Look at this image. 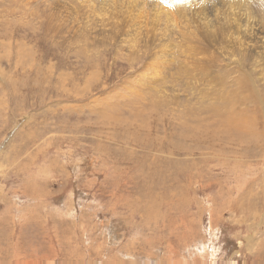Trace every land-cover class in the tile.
<instances>
[{
	"label": "rangeland",
	"instance_id": "1",
	"mask_svg": "<svg viewBox=\"0 0 264 264\" xmlns=\"http://www.w3.org/2000/svg\"><path fill=\"white\" fill-rule=\"evenodd\" d=\"M122 1L81 10L70 3L86 0H0V54L30 43L34 55L31 67L0 59V264H264V10L258 0L198 1L191 11L215 19L209 40L220 39L200 44L212 46L205 62L186 71L199 79L179 75L181 42L171 39L165 98L139 77L159 44L154 22ZM132 19L148 26L135 56L122 43ZM48 22L66 31L48 39ZM68 28L86 52L99 50L98 72L82 73L70 46L81 35ZM253 47L263 58L247 57ZM91 72L97 114L57 78L82 88ZM178 94L179 113L169 106Z\"/></svg>",
	"mask_w": 264,
	"mask_h": 264
},
{
	"label": "bare ground",
	"instance_id": "2",
	"mask_svg": "<svg viewBox=\"0 0 264 264\" xmlns=\"http://www.w3.org/2000/svg\"><path fill=\"white\" fill-rule=\"evenodd\" d=\"M90 1H92V0H86V3H70V6H71L70 8L84 10L87 7V5H88V3ZM112 1L113 0H111V1L110 0H105V1L103 0V2H105L107 5H110V2H112ZM162 1H166V2L169 1L171 3V7H169V10L167 8H164V7L160 6V4L158 2H156L155 0H124L122 2L126 3L129 7L131 6L132 10L134 12L138 11V13H143L144 14V19L148 23V24L146 23L148 26L150 24L153 25V22H154V25H153L154 27L152 28V36H153L154 42H159V44H158V46H152L153 50H150L151 54H150V56H148V57H151V59H152V62L151 63L149 62L150 68L146 69V71L145 70H143V71L141 70L142 72L140 73L139 77L142 78V82L145 81V80H148V79L149 80H153L150 83H152L154 86H157L158 88H160L161 90H159V91H161V93H163V96L165 98H169L170 95L168 93H166V91L163 89V86H170V85L166 84V83H164L162 81H163V79H166L167 76L170 74L171 70L169 69V67L175 62L176 55L178 54V52H176L174 50L175 46L171 45V42H174L176 40L178 42H181L180 43V46H181V50H180V52H181L180 53L181 60H180V62H181V64L179 65V68H180L179 75H183L184 77H188L190 75L194 79H199V74H192L191 75V74H189V72H186V71L197 70L198 69V65L201 66L205 62L204 60H205V55H206V52H207L206 49H209L212 46L210 45V47H209L207 44H205V46L202 45L200 47V44L201 43H205V41H207V42L209 41L210 42L209 44H211L212 42L216 41V39H217L216 37L213 38V40L214 39L215 40L214 41L212 40V42L209 40V37H212V35L214 33H213V31H209L208 28L213 25V27L215 28L214 31H217V26H216V23H214V22H216V20L215 19H209L210 17L208 18L209 15L207 13H204L203 14L204 17H202V16L197 14L198 11H194V10L191 11V9H196L200 5L201 1H209L210 2V1H213V0H162ZM191 1H194V4L192 6L189 5V3ZM198 1H200L199 4H197ZM217 1H221V2H223L225 4L228 2V0H217ZM258 1L260 3V6L262 7V9L264 10V2H263L264 0H258ZM206 4H209V3H206ZM172 5H174L176 7H172ZM205 8L204 9L202 8V9L205 10ZM216 8H218V7H216ZM91 9L92 8L90 6V10ZM170 9H173V12H171ZM218 11H217V13H218ZM206 14L208 16H206ZM215 15H217V14H215ZM224 20H225V18H224ZM212 22L214 24H212ZM142 23L145 24V21L142 22ZM244 23H245V21H244ZM146 24H145V26L148 27ZM53 25L54 24L48 22V23H45V25L43 26V29L46 31L45 36L47 38H48V35H51L54 38L56 36L58 37L60 35H63V33L66 31L63 28H61V30H58ZM234 25H235V23H234ZM221 26H222L221 24H218V28L221 27ZM237 26H238V24H237ZM146 27H143L140 22H137L134 19H132L130 21L129 29L125 32L126 36L122 39L123 40L122 43H124L128 47L129 55L135 56L136 52L140 51V48H142V47L139 48L138 46L141 45V38H142V35H143V31H144V29ZM237 29H239V28L237 27ZM68 30L72 34L76 33V34L81 35L80 36L81 39L77 43H73L70 46L72 48V51H74L75 56L84 57V62L85 63L83 62L82 67H81L82 73L85 74V70H86L87 67H96V70L98 72L99 62L97 61L98 60L97 53H98L99 50L96 49V46H93L91 48V52L90 53L86 52V49H87L88 45H87L86 40L84 39V37H82V33H80L79 30H75V29H72V28H68ZM154 30H156L158 32L154 33L153 32ZM226 31L221 33L222 36L220 35L223 39H224V37H227V36L229 37L228 31H227V33H226ZM258 32H260V30ZM217 36H218V34H217ZM128 37H129V39H128ZM174 37H176L177 39L172 41L171 39L174 38ZM254 38L258 39V36H255ZM262 38L263 37H261V39ZM166 39H168V40L164 41ZM219 39H220V37H219ZM219 39H217V40H219ZM215 43H214V45H215ZM217 44H218V42H217ZM224 44H225V42H224ZM234 44H236V43H234ZM219 45H221V44L219 43ZM251 45L253 46V44H251ZM65 46H67V45H65ZM169 46H172L171 49L169 48ZM3 47H5V45H2V48ZM29 47L31 48V50L29 49ZM61 47H64V46L61 45ZM235 47H237V46H235ZM166 48H169V50L167 51ZM13 49H14V47L12 46V50L11 51H8L5 54L4 53L0 54V59L5 55V57H7V59H8V61H11V60H13L12 58H15L16 59L15 62H17V64L19 66L21 64L23 66H27V65H29L30 67H31V65L33 66L32 61H34V55L32 53V44L29 43V46H26V45H23V44H17L16 43L15 50H13ZM213 50H214V48H213ZM221 50H223V49H221ZM246 51H248L247 57H249V58L254 57L255 60L258 57L263 58L261 52L259 50L254 49V47H253V49H248ZM201 54H203V55H201ZM219 54L221 55L222 53H219ZM166 57H168V59H165ZM157 61L160 62L158 65H156ZM200 62H203V63H200ZM16 67H18V66H16ZM142 68H144V67H142ZM263 69H261V70H263ZM200 71H204V69H201ZM152 72L158 74L161 77H159V79L158 78L154 79V75L152 74ZM208 73H206V71H205V72H202L201 75L206 76L207 78L209 76L210 79H211V77L213 75H211L210 73L208 74ZM91 74H92V72H91ZM262 74H263V71H262ZM195 76H196V78H195ZM57 78L59 80V82L58 81L57 82L63 88H65L66 90L68 89L69 82L72 81L73 82L72 86H74V87L71 88L72 89L71 94L75 96L74 99L79 101V102L83 101V107H90L91 110L96 111V114H97V110H99L100 107H101V104H100V101H99V97L97 96V91H98L99 87H98V85H95L93 87V84L91 82L92 78L94 79V84H95V82H98V77L97 76L92 74V77H89V79L86 78L85 80H83L84 85H83L82 88L77 83H75L72 80V78H70L69 76H64L62 74V75L58 76ZM160 83H163V84L160 86ZM91 84H92V86H91ZM138 85H141V84L139 83ZM224 86H225V83H224ZM129 87H135L136 88V85L133 84V85H131ZM87 89H91V91H95V93L90 97V99L86 98L87 96H86L85 92H86ZM42 93H46V92L44 91ZM69 94L70 93L66 92V100H70V99H68L69 98ZM67 96H68V98H67ZM182 96L180 94H178L177 96H173L172 97L173 100L170 101V103H169V106L171 105L172 107H174L173 110L175 112H176V109L178 110V113H179V111H183V110H180V108L178 107V105H180L178 103L180 102ZM76 97H79V98H76ZM71 99L73 100L72 97H71ZM68 107H71V106H68ZM236 112H238V111H236ZM256 119H258L257 116H256ZM220 122H222V121H220ZM231 122H233L232 116H231V118H229L228 123H227V125L229 126V129L234 128V123H231ZM253 122H254V120H253ZM263 123H264V121H263ZM221 124H223V123H221ZM187 125H188V123H187ZM201 125H202V123H201ZM252 126H254V123L252 124V121H250L249 123H247L243 127L241 126L242 127L241 130L244 133V135H245V132L246 133H253L252 132V130H253ZM224 127L220 128V129L222 130ZM254 129H255V127H254ZM243 133H241V134H243ZM229 134H235V132H229ZM240 137H243V136L241 135ZM169 160H168V163H169ZM161 162H163V161H161ZM166 179H167V177H166Z\"/></svg>",
	"mask_w": 264,
	"mask_h": 264
}]
</instances>
